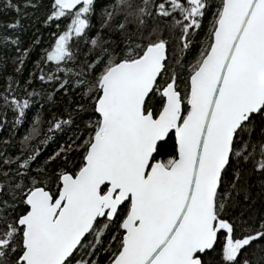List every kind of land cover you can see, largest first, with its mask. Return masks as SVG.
Instances as JSON below:
<instances>
[{
  "label": "snow or ice",
  "instance_id": "obj_1",
  "mask_svg": "<svg viewBox=\"0 0 264 264\" xmlns=\"http://www.w3.org/2000/svg\"><path fill=\"white\" fill-rule=\"evenodd\" d=\"M0 264H264V0H0Z\"/></svg>",
  "mask_w": 264,
  "mask_h": 264
},
{
  "label": "trees",
  "instance_id": "obj_2",
  "mask_svg": "<svg viewBox=\"0 0 264 264\" xmlns=\"http://www.w3.org/2000/svg\"><path fill=\"white\" fill-rule=\"evenodd\" d=\"M12 15H14V13Z\"/></svg>",
  "mask_w": 264,
  "mask_h": 264
}]
</instances>
